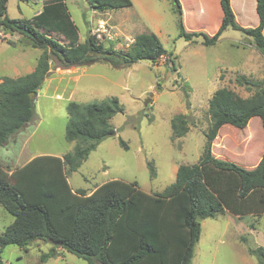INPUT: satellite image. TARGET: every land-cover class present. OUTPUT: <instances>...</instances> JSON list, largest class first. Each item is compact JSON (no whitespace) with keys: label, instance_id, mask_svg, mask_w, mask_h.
Returning a JSON list of instances; mask_svg holds the SVG:
<instances>
[{"label":"rangeland","instance_id":"374dc122","mask_svg":"<svg viewBox=\"0 0 264 264\" xmlns=\"http://www.w3.org/2000/svg\"><path fill=\"white\" fill-rule=\"evenodd\" d=\"M41 1L7 0L8 16L32 19ZM65 1L81 42L91 32L105 46L127 50L137 35L153 32L168 55L157 64L140 61L129 67L97 62L63 69L53 62L48 76L51 82L42 87L38 98L34 96L37 100L32 121L6 146H0V163L17 167L36 153L62 156L73 152L76 143L66 139L69 103L116 98L122 112L109 120L115 133L98 143L79 169L67 175L69 184L74 190L82 187L86 191L122 180L136 183L148 194L163 193L175 182L180 165L200 161L207 144L209 102L214 93L224 87L243 98L254 95L255 87L240 86L236 79L245 76L253 82L264 81L263 54L251 37L232 28L213 46H206L202 38L186 41L180 37V16L171 0H132L130 8L118 11H100L86 0ZM180 4L188 32L202 31L209 36L217 32L221 24L219 0H180ZM232 8L239 25L256 27L257 14L252 6L244 9L234 0ZM2 40L0 80L31 73L42 51L29 47L21 36L12 39L15 44ZM178 115L188 116L190 124L185 136L175 138L172 125ZM260 122L255 117L244 129L223 126L213 142V154L253 169L264 151ZM231 218L219 214L201 223L192 264H260L249 249L264 247V215L247 216L242 224ZM12 222L13 217L0 205V234ZM52 248L51 243L43 241L24 249L12 245L2 250L1 256L6 264H87L59 249L57 258L43 262V254Z\"/></svg>","mask_w":264,"mask_h":264},{"label":"trees","instance_id":"16d2710c","mask_svg":"<svg viewBox=\"0 0 264 264\" xmlns=\"http://www.w3.org/2000/svg\"><path fill=\"white\" fill-rule=\"evenodd\" d=\"M42 1V11L32 19H11L7 0H0V32L19 33L29 47L42 51L34 71L0 81V146H6L32 121L35 97L53 62L63 69L97 62L129 67L140 61L157 64L168 55L153 32L137 35L127 50L107 47L91 32L81 42L66 1ZM86 1L100 11H118L133 5L132 0ZM171 1L180 16V37L186 41L202 38L206 46H213L232 28L251 37L264 56V0H257L259 25L255 28L240 26L231 0H221L223 17L212 36L202 31L188 32L180 0ZM236 83L257 90L248 98L224 87L214 93L209 102L207 144L200 161L180 165L175 182L161 194H148L136 183L122 180L108 181L90 195L72 191L67 175L79 169L98 143L115 133L109 120L122 108L116 98L90 104L70 102L66 139L76 143L73 152L62 158L37 156L11 174L0 164V205L13 217L0 234V264H6L1 256L4 248L13 245L24 249L40 241L53 245L43 254V262L57 258L59 249L87 264H192L201 236L198 217L204 221L227 212L241 219L264 215V151L253 169L218 158L212 151L225 125L244 129L258 117L264 131V81L239 76ZM31 93L35 95L33 99ZM189 124L188 116H176L174 137L185 136ZM122 145L127 148L124 142ZM151 173L155 176L154 170ZM249 250L264 264V247Z\"/></svg>","mask_w":264,"mask_h":264},{"label":"crops","instance_id":"0c3cea01","mask_svg":"<svg viewBox=\"0 0 264 264\" xmlns=\"http://www.w3.org/2000/svg\"><path fill=\"white\" fill-rule=\"evenodd\" d=\"M221 0H219V2H220ZM34 2H39V0H34ZM236 2H238L241 6H242V8H244V9H248V7H253L254 9H255V12H256V14H257V19H256V24H255V26L257 27L258 25H259V16H258V13H257V11H256V7H257V0H240V1H238V0H236ZM41 3H42V5H41V7H40V9H38L37 11H35V13H34V15L32 16V18L34 17V16H36L37 14H39L41 11H42V8H43V5H44V3H43V1H41ZM233 3H234V0H231V6L233 7ZM221 6V5H220ZM233 9V8H232ZM222 17H223V12H222V9L220 10V21L222 20ZM236 17V21H238V19H237V16H235ZM26 19V18H25ZM238 24H240L239 22H238ZM240 26H242V25H240ZM243 27V26H242ZM263 35H264V30H263ZM17 36H21L22 37V39H23V36L22 35H20L19 33H10V34H7V33H4V32H0V40L1 41H3L2 39H7L6 41H4V42H6V43H9V41H12V39L14 38V37H17ZM81 41V40H80ZM13 42V41H12ZM9 44H11V43H9ZM13 44H15L14 42H13ZM34 70V68L32 67L31 69H30V71L29 72H32ZM51 72H52V70H51ZM15 78H17V77H15ZM1 81V80H0ZM48 82H51V79L48 77L47 79H46V81H45V83H44V86H45V84L46 83H48ZM40 92V91H39ZM39 92H38V94H37V98L39 97ZM37 98H36V100H37ZM35 100V101H36ZM260 119V118H259ZM261 123V125H262V122H260ZM263 128V127H262ZM41 155H50V154H45V153H36L35 155H33L31 158H30V160L29 161H31L33 158H35V157H37V156H41ZM51 156H58V157H60V158H62L64 155H62V156H59V155H51ZM261 160V159H260ZM260 160H257L256 161V163H255V167L259 164V162H260ZM29 161H27L26 163H24L23 165H20V166H4L3 164H1L3 167H4V169L5 170H7L8 172H9V174H11L14 170H16L17 168H20V167H22V166H24L25 164H27ZM254 167V168H255ZM67 180H68V177H67ZM69 182V181H68ZM70 185V184H69ZM99 185H96V186H94L92 189H89V190H84L82 187H80L78 190H74L73 188H71L72 189V191L75 193V192H79V190H82V191H84L87 195H90V194H92L95 190H96V188L98 187ZM71 187V186H70ZM223 215H231V219H232V222H236V221H239L241 224H242V219L240 218V216H235V215H233L232 213H230V212H227V213H225V214H223ZM251 217H254V216H251Z\"/></svg>","mask_w":264,"mask_h":264},{"label":"water","instance_id":"95a60500","mask_svg":"<svg viewBox=\"0 0 264 264\" xmlns=\"http://www.w3.org/2000/svg\"><path fill=\"white\" fill-rule=\"evenodd\" d=\"M30 96H31V98L33 99L35 95H34V93H31ZM147 104H148V103H146V105H147ZM197 221H198L199 223H202V222H203V219H201V218L198 217V218H197Z\"/></svg>","mask_w":264,"mask_h":264}]
</instances>
